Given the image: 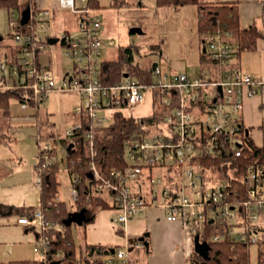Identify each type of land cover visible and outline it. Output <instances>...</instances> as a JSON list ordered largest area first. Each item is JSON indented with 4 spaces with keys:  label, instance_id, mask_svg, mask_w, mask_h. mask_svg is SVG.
I'll use <instances>...</instances> for the list:
<instances>
[{
    "label": "built area",
    "instance_id": "obj_1",
    "mask_svg": "<svg viewBox=\"0 0 264 264\" xmlns=\"http://www.w3.org/2000/svg\"><path fill=\"white\" fill-rule=\"evenodd\" d=\"M58 7L79 14L77 33L63 31L53 35L50 7L29 3L27 16L19 14L18 17L14 11H9V34L13 40L10 46L15 53L7 56L9 45L0 52V90H23L27 100L18 101L22 109L38 107L53 91L76 93L80 100L74 113L79 119L65 131L66 138L81 130L85 120L90 127L87 135L92 137L94 127L109 123L116 113L134 117L125 112L128 107L141 105L148 96L154 104L155 96H159V101L170 107L169 112L148 132L125 141L129 162L126 169L104 173L100 161L91 162L92 194L105 199L112 210L113 221L122 227L143 209L162 206L170 219L180 221L191 234L201 236L205 222L215 213L220 223L228 222L229 236L246 243L258 242L256 227L264 220V169L248 166V197L243 202L244 213L240 214L238 205L230 200L231 191L221 185L223 182L208 183L198 168L199 159L205 156L241 155L243 127L237 114L243 107V89L247 87L249 95L264 94L262 78L229 68L233 55L226 40L229 33L218 30L203 39V53L213 61L216 70L204 65L198 74L190 75L168 72L158 63L152 69L151 82L143 80L139 74L128 73L122 80L109 83L102 69L101 17L93 14L88 0H58ZM52 37L58 38L54 44H59L73 62L72 68L60 75L40 59ZM153 112L154 109L151 114ZM64 140L38 135L42 161L37 167L39 185L42 171L55 163ZM159 168L171 169L174 173L163 177ZM65 170L72 176L68 165ZM145 170L150 181L149 192L143 191L140 183ZM76 181L81 182V179ZM71 193L76 201L79 192L73 178ZM92 194L87 195L88 200ZM18 222L36 232L35 251L41 255V264H48L54 253L52 243L58 235L66 236L65 226L46 219L41 208H37L33 216H20ZM51 232L53 237L49 236ZM225 237L226 234H216L213 240L222 241ZM124 246L127 249L112 247L114 253H90L85 249L84 260L129 264L128 251L145 247L141 242H126ZM63 254L58 252L54 257L61 258Z\"/></svg>",
    "mask_w": 264,
    "mask_h": 264
},
{
    "label": "rangeland",
    "instance_id": "obj_2",
    "mask_svg": "<svg viewBox=\"0 0 264 264\" xmlns=\"http://www.w3.org/2000/svg\"><path fill=\"white\" fill-rule=\"evenodd\" d=\"M21 1L28 2L29 0ZM154 1L128 0L123 6L115 8L111 6L112 0H99L101 8L94 10L93 14L102 19L101 58L103 61L117 60L120 57L122 46H133L140 51L139 54L137 51H133L134 63L138 62L142 66H147L159 62L163 64L164 68L166 67L165 70L170 72L197 73L198 68L191 64V56H194L195 53L190 48V36L192 35L190 26L184 25L181 19L176 23L168 16L169 12H179L180 7L164 8L157 12ZM14 12L18 17L19 11L14 10ZM78 19V13L58 7L51 24L52 32L58 30V34H60L64 30H69L73 34L77 33ZM136 24L142 27L143 33L131 32L132 27L138 26ZM9 32H11L9 12L6 8L1 7L0 37L2 43L6 45L13 44L12 38L8 36ZM166 44L167 47H165ZM5 49L4 47L2 50ZM41 59L45 62L51 59V68L55 72L61 73L69 71L73 64L72 59L65 56L64 49L59 44H48ZM79 100L76 93L53 91L48 94L47 99L38 104V107L23 110L18 101L14 100L11 103L12 116H5L0 111V205L3 210L8 211L13 205L36 207L40 204V186L36 180L37 170L34 167V164L38 162L40 148L38 135L46 138L50 136V133H53L55 137H60L61 141L65 139L55 157V162L60 167V186L57 198L66 201L73 207L72 176L65 170L68 165L67 146L69 140L65 136V131L79 117L74 113ZM153 109L154 105L149 97L137 107H128L125 112L135 117L147 115ZM40 120L43 122L41 126ZM198 168L208 183L212 182L211 178L214 180V177L217 178L221 175L218 170L213 171L206 168L200 162ZM158 172L163 174V177L167 176V173H174L171 169L160 168ZM147 174L148 172L145 170L140 183H142L143 191L149 192L150 181L147 179ZM220 180L222 179L214 180V184L219 185ZM133 186L136 187L137 184L133 183ZM159 199L161 200V197ZM110 216L111 212L106 209L99 212L96 221L90 225L77 226L73 224L71 231L77 248L84 246L83 243L87 241H93L96 245L115 243L114 245H120L127 249L123 243L125 237L118 234V231L116 233V228L112 229L113 226L121 225L109 220ZM213 216L217 217L219 223L221 222L215 213ZM18 217L19 215L14 212L0 215V261L7 264L19 260L32 261L41 258V255L35 251L36 232L28 228L27 225L20 224ZM100 217L103 221L100 220ZM137 217L146 221L152 216H148V213L145 212L141 215L138 214ZM107 221H111V224L107 225ZM147 232L150 233V237L145 241H140L136 235L129 237V242H141L145 245V247H135L128 251L127 257L129 260L130 256L132 264H185L187 244L184 233L163 221ZM258 237L259 241L250 246V264H257L260 250L264 253L263 230ZM82 256V253L80 257L78 252L75 261L79 262L81 258L80 263L85 264ZM104 264L106 263L104 262Z\"/></svg>",
    "mask_w": 264,
    "mask_h": 264
},
{
    "label": "trees",
    "instance_id": "obj_3",
    "mask_svg": "<svg viewBox=\"0 0 264 264\" xmlns=\"http://www.w3.org/2000/svg\"><path fill=\"white\" fill-rule=\"evenodd\" d=\"M128 0H112V7H120L127 3ZM156 7H182L187 4H196L199 12L198 34L207 38L218 30L223 33L231 32L236 38L237 50L241 52L245 49H255L257 39L261 32L256 26L242 28L240 24L238 3L234 1H202V0H155ZM30 3L21 0H0V8H6L9 11L18 10L20 15H25L27 6ZM93 8L101 7L99 0H88ZM139 26V24H136ZM10 37V34H8ZM10 46V45H9ZM0 47H3L0 45ZM133 51H140L137 47L122 46L120 48V57L117 60H105L102 63L103 75L109 83H116L123 79L126 73L139 74L143 80L151 82L152 69L156 65L142 66L138 62H133ZM15 50L9 47L8 55H14ZM208 60L205 53H202V61ZM133 72V73H132ZM23 90L9 89L0 90V111L6 115H10V105L12 101H25L27 98L23 95ZM31 104H33L31 102ZM154 112L144 117H128L118 112L113 119L103 125L94 127L92 137L87 133L90 131L89 122L85 120L84 127L77 131L73 137L68 140V145L74 143V147L68 151V166L72 174L73 181L78 188V197L75 201L78 209L82 206L95 204L99 208H108L105 199L99 194L93 195L91 192L92 185L90 182V164L93 160L100 161L101 168L104 173H108L113 169L124 170L129 166L126 157L127 139L135 138L141 133H146L151 127L162 121L170 107L159 101V96L154 99ZM42 123L40 124V126ZM242 125V149L239 156H205L199 159L202 166L218 170L221 175L214 177L219 178L221 185L231 191L230 200L238 205L240 214L244 213L243 202L248 197L249 182L246 178L247 168L253 165L260 169H264V147L257 145L250 134V128ZM53 136V133L49 134ZM48 136V137H50ZM42 161L39 159L36 167ZM42 183L40 184V204L38 206H11L8 211L3 210L0 205V215L6 213H17L20 216H33L37 208H41L44 217L56 223L63 224L66 229V236L58 235L57 240L52 243V253L50 259H55L54 254L58 252L64 253V258L73 259L75 256V240L71 231V225L68 220L71 214V208L66 201L59 200V173L60 167L55 162L51 167L42 171ZM81 179V182L76 179ZM213 178L211 181L214 182ZM219 181V182H220ZM90 195V200L87 195ZM228 222L219 223L216 216L209 217L205 222V230L200 238L206 241L209 246L208 259H204L197 254L188 258V264H250V246L251 242H242L228 235ZM226 234L222 241H214L213 236L216 234ZM54 233L49 236L53 237ZM87 251L90 253L98 251L100 253H108L107 245H89ZM194 257H198L201 261H194ZM41 264L40 260H19L10 262L9 264ZM0 264H7L0 261ZM90 264H103L100 261H92ZM257 264H264V253L259 251Z\"/></svg>",
    "mask_w": 264,
    "mask_h": 264
},
{
    "label": "crops",
    "instance_id": "obj_4",
    "mask_svg": "<svg viewBox=\"0 0 264 264\" xmlns=\"http://www.w3.org/2000/svg\"><path fill=\"white\" fill-rule=\"evenodd\" d=\"M202 1H212V2L234 1V2H237L238 7H239L241 27L247 28L250 26H256L259 29V31L261 32V35L257 39L255 49H245L241 52H238L236 38L233 36L231 32H228L229 34L226 36V40L230 44L232 48V52H233L229 68L238 69L244 73L251 74L254 77L262 78L264 80V0H202ZM30 3L39 5V6L50 7L53 9V13L49 20L50 25H51L54 19V16L58 10L57 8L58 0H31ZM154 6L156 7L155 1H154ZM100 8L101 7H98V8L93 7V10H98ZM164 8L166 9L169 7H162V8L157 7L156 11L157 12H159V10L162 11ZM173 8H179V7H173ZM169 13H168V16L172 20H175V22L178 23V20L181 19L184 22V25L190 26L191 31H192L191 32L192 35L190 36L191 38L190 48L193 49L195 55L191 56V64L194 65V67L198 68V72L197 73L183 72V73H187L190 75H196L199 73L201 67H203L204 65L208 66L212 70H216L217 68L216 65L210 59H208L206 62L202 61V53H203L202 45L204 41L202 39L203 37L199 36L198 34L199 12H198L197 5L187 4V5L180 7L179 12L172 11ZM64 31H69V30H64ZM50 32L53 35H58L59 33L58 30H54V32H52V27H51ZM50 44H54V43H50ZM0 45H2L3 47L6 46L5 43H2L1 37H0ZM3 47H0V52L2 51ZM165 47H167V44L165 45ZM44 52L42 54H44ZM40 59H41V56H40ZM41 61L48 64L50 67H52V65L50 64L52 61L51 59H49L48 62H45L42 59ZM154 63L158 64L159 62H154ZM56 73L57 74L59 73L58 75L61 74V72H58V71H56ZM149 97L150 96H148L147 98ZM151 102H152V105H154L152 98H151ZM23 110H27V109H23ZM10 111L11 112L9 116H12L13 111H12L11 105H10ZM151 112L144 116L150 115ZM237 118L247 128H250V134H251L253 141L257 145L264 147V94L259 93L255 95H249L248 88L245 87L243 89V107H242V110L237 114ZM78 119L79 117L77 118L76 121H78ZM41 123H43L42 120L39 121V124ZM36 164L37 163L34 164L35 170H37ZM69 206L71 208L72 218L70 221L69 220L68 221H69V225L71 226L73 224H76L77 226L90 225L91 223L96 221L98 213L106 209L111 212V216L109 220L113 221V213H112V210L109 208L103 209V208H99L95 204H89V205L82 206L81 208L78 209L77 205L75 204V201H74L73 207L71 205ZM145 212L148 213V216H152V217H149L148 220L146 221H144L143 219H140L139 217L136 218L138 214L141 215V213H145ZM100 220L103 221L102 217H100ZM111 221H107V225H110ZM162 221L165 224H171L172 227H174L175 229L185 234L184 237H185V241L187 244V250L185 252V264L188 262V258L192 257V255L194 256V254H197L198 256L204 258L202 254L203 247H201V244L204 241L200 238L199 248L198 247L196 248V241H195L196 234H191L188 231V229L180 221H175V220L170 219L166 214L165 208L162 206L147 207L143 209L142 211L138 212L134 217H132L125 227L116 225L115 227L113 226L112 229L116 228L115 232L118 231V234L125 237L123 243L129 242V237H131V235L138 236L139 240L143 235H145V240H147V238L150 237V233L147 231L149 229L151 230L153 226L156 227V225H160ZM256 228H257L256 229L257 235H259V233L262 230L264 231V220L259 222ZM145 240H140V241H145ZM87 244L96 245L95 242L93 241H87L83 243L84 246H81L80 248H77V245H76L75 256L73 259L70 260V259L64 258V256H61V258L52 259L48 264H72V263L82 264L80 263L81 258L79 259V262L75 261L77 260L76 255L78 254V252L80 253V257L82 253L83 262L85 264L87 263L90 264L91 262H86V260H84V251L85 249L87 250V247H85ZM114 244L107 243L105 245L110 246L111 248L114 246L115 247L120 246V245H114ZM194 258H195L194 259L195 262L201 261V259L198 257H194ZM38 260H40V258ZM99 261L104 264L103 260H99ZM129 264H132L130 260V256H129Z\"/></svg>",
    "mask_w": 264,
    "mask_h": 264
},
{
    "label": "water",
    "instance_id": "obj_5",
    "mask_svg": "<svg viewBox=\"0 0 264 264\" xmlns=\"http://www.w3.org/2000/svg\"><path fill=\"white\" fill-rule=\"evenodd\" d=\"M27 13H28V9L26 10L24 16H27ZM131 32L143 33V29H142V27H140V26H134V27L131 28ZM57 40H58L57 37H52V38H50V43H55V42H57ZM125 76H128V73H126ZM73 147H74V143L72 142V143H70V144L68 145V147H67L68 151H70ZM71 218H72V214H70L69 221L71 220ZM69 221H68V224H69ZM140 240H145V235H143V236L140 238ZM199 240H200V236H199L198 234L195 235L196 248H197V247L199 248V244H200ZM203 244H204V245H203ZM201 247H203V248H202V249H203V250H202L203 257H204L205 259H208V256H209L208 254H209V249H210L209 244H208L206 241H204V242L201 244ZM110 251H111L112 253H114L115 249H114V248H111Z\"/></svg>",
    "mask_w": 264,
    "mask_h": 264
}]
</instances>
